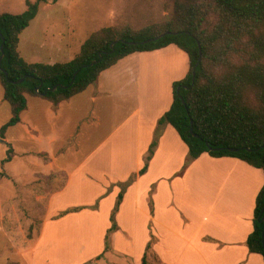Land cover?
I'll return each mask as SVG.
<instances>
[{"label":"crops","instance_id":"0c3cea01","mask_svg":"<svg viewBox=\"0 0 264 264\" xmlns=\"http://www.w3.org/2000/svg\"><path fill=\"white\" fill-rule=\"evenodd\" d=\"M40 15L21 34V56L45 64L74 59L68 31L56 23L33 34ZM189 70L188 54L175 44L130 54L57 106L28 95L20 123L4 137L11 106L0 80V264H141L150 226L156 240L148 264H264L263 255L247 246L264 171L239 158L203 153L180 174L189 148L171 124L163 128L147 172L124 194L111 250L97 258L119 184L144 167L158 121L173 104V85ZM40 179H51L37 196L44 204L20 200L31 215L18 202L7 204ZM74 208L80 210L63 214ZM83 227L87 240L78 230ZM94 240L98 246L84 257L83 244Z\"/></svg>","mask_w":264,"mask_h":264},{"label":"trees","instance_id":"16d2710c","mask_svg":"<svg viewBox=\"0 0 264 264\" xmlns=\"http://www.w3.org/2000/svg\"><path fill=\"white\" fill-rule=\"evenodd\" d=\"M47 2L27 0L24 13L0 14V58L3 44L5 52L0 62V80L4 99L11 106V118L1 128L2 137L9 127L20 123L28 95L43 97L57 106L85 91L103 71L126 56L171 44L185 51L190 61L186 77L173 85V104L158 121L144 167L119 184L112 225L98 259L111 250L113 234L119 230L117 213L124 194L138 176L147 172L165 125L171 124L189 148L180 174L203 153L239 158L264 171V0H176L174 16L164 23L142 29L106 26L94 32L69 62L29 63L19 52L20 37L38 16L41 4ZM158 36L161 37L153 40ZM55 86L58 88L51 90ZM10 154L11 149L4 162L11 158ZM263 218L264 186L256 200L254 231L247 239L250 252L264 258ZM150 236L141 264L149 263L148 253L156 240L152 231Z\"/></svg>","mask_w":264,"mask_h":264},{"label":"rangeland","instance_id":"374dc122","mask_svg":"<svg viewBox=\"0 0 264 264\" xmlns=\"http://www.w3.org/2000/svg\"><path fill=\"white\" fill-rule=\"evenodd\" d=\"M31 1L35 2L37 0ZM48 1V3L41 4V20L39 19V23L37 22L38 24H36L33 34L42 35L48 24L52 26L53 23H56L58 29L68 31L67 39L72 44L71 51L75 56L80 53L83 43L94 32L103 27H122L129 25L134 29H142L150 25L164 23L174 16L176 2V0ZM27 9V0H0V13L10 12L13 14H21L24 13ZM50 181L51 179H40L38 181H35L34 183L26 184L25 187H29L32 191L27 193L26 196L14 197V199L12 197L9 198L10 203L7 204L13 205L18 202L22 207H24L25 215H31V212L22 205L25 202L21 203L20 200L25 198L29 199L31 203L44 204V200H38L37 196H41L44 194L45 187H49ZM8 186L16 188L19 187L12 181L8 182ZM37 217L38 216L32 218L34 219L35 223L39 222V219H37ZM6 218L11 220L10 216H7ZM152 229V226H150V232L152 231ZM78 230H80L79 233H83L85 240L89 239L86 237V234L88 235V230L86 227L80 228ZM138 234L143 235L144 240V229H139ZM140 235L137 236V239L141 238ZM79 246L80 245H78V247ZM83 246L85 249L87 248L83 255L84 257H86L89 253H91V251L94 252L95 248L98 245L96 244V240H94L93 243H84ZM85 259L86 258H84V260ZM75 261H79V259ZM152 263L155 264L156 262L153 261Z\"/></svg>","mask_w":264,"mask_h":264},{"label":"water","instance_id":"95a60500","mask_svg":"<svg viewBox=\"0 0 264 264\" xmlns=\"http://www.w3.org/2000/svg\"><path fill=\"white\" fill-rule=\"evenodd\" d=\"M168 33H171V34H177V32H168ZM0 35L3 36L2 34H0ZM160 37H161V36H158V37H156V38L153 39V40L159 39ZM115 44H116V42H114V43L111 45V47L113 48V47L115 46ZM1 50H2V55H1V58H0V62H1V61L4 59V57H5L4 44L1 46ZM200 53H202V49H201V47H200ZM101 54H102V53H100V55H101ZM96 62H97V61L95 60V61H93L91 64L93 65V64H95ZM86 66H87V65H86ZM77 74H78V71L75 73V75H74V77H73V80H72V83H74ZM194 76H195V73H194ZM23 81H24V79H22V80H20V81H17V83H22ZM61 86H63V85H61ZM57 88H58V86H55V87H53L51 90L55 91ZM39 89H40V87H39L37 90H39ZM192 125H193V121H192ZM191 131L193 132V128H192ZM231 150H232V151H237L238 149L232 148ZM263 220H264V218H263Z\"/></svg>","mask_w":264,"mask_h":264}]
</instances>
